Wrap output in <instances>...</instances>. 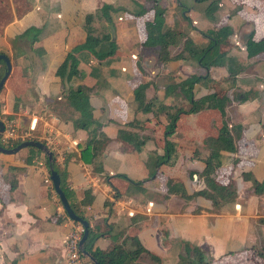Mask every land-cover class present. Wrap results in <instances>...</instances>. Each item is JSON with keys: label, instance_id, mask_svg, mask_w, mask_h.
Instances as JSON below:
<instances>
[{"label": "crops", "instance_id": "0c3cea01", "mask_svg": "<svg viewBox=\"0 0 264 264\" xmlns=\"http://www.w3.org/2000/svg\"><path fill=\"white\" fill-rule=\"evenodd\" d=\"M99 1L101 3L99 7L102 4H110L115 6L118 11L111 15V26H107L103 22L105 32L102 34L104 35L99 40L96 39L98 42L95 45L113 41L116 47L115 53L101 63H96L86 52H81L77 55V76L69 83H65L55 75V71L72 48L85 43L89 37L91 38L81 28V23L83 16L93 10L92 1L17 0L15 3V0H7L8 15L5 18L0 13V54H4L11 63L10 75L16 64L28 82L25 85L18 77L9 79L10 75L8 76L0 90V116L17 130L29 131V127L35 125L32 134L37 137L39 142H43L40 138V134L43 132L51 137L52 147L49 149L55 155L57 167L66 173V186L73 192L75 202L80 201L84 190L90 191L93 197L92 202L90 205L82 207V210L89 219L90 226L95 225L99 232L104 233L95 241L94 247L107 250L110 246L111 236L121 233L120 239L136 236L141 246L151 253L156 246L160 245L163 251H168L169 244L159 237L161 229L168 232V238L175 237L177 232V238L181 239L182 229L190 228L197 231V221L199 218L206 219V216L209 217L210 223L214 224L217 214L215 212L207 214L202 211L204 208L206 209L202 197H195L185 202L180 198L181 195H176L179 193H167L166 188L164 190L166 192L161 190L163 185L169 181L178 189L181 186L180 189L186 196L191 192H197L196 190L188 192L181 166L178 164L174 168L169 165V163L172 165L177 163L171 159V156L166 158L168 163L165 166L167 168L165 167L160 172L158 178L146 181L155 160L153 153L160 156L165 141L170 142L171 147H174V152H178V154L181 153V150H193L192 146L188 145L190 144L188 140L192 139L193 135L196 136L195 134L203 137L204 127L203 123L198 122L200 114L188 113L195 119L192 123L194 134L192 131L186 134L183 128L178 125L183 115L181 114L175 132L165 136L163 116H157L161 120L160 128H158L152 123L151 114H141L135 110L133 88L140 83L147 82L145 98L150 100L156 97L159 101L163 98L164 88L181 79H175V82L168 81L159 86L153 83L155 80L149 81L150 78L146 76V73L148 69L150 72L152 70L150 60H153V64L151 63L153 66L160 67L169 75L173 72V75H178L179 71L177 70L183 69L185 64L195 62L200 65V63L185 59L171 61L165 65L159 64L155 56L157 47L139 46V35L134 20L124 17V12L134 14L139 9L145 10L147 7L139 0ZM145 1L153 4L154 11L157 10L155 8L157 2L166 5L168 1L167 7L159 9L162 15L165 11L164 19H162L164 25L161 24L164 29L162 31L172 30L183 34L180 43L169 48L170 57L181 52L184 39L194 47L203 49L207 46L208 40L203 34V29L208 28L209 22H211L205 16V8L209 1L199 3L194 0ZM215 1L217 10L212 14V21L226 15L230 17L234 15L227 21V26L231 30L228 43L229 46H231L230 42L237 46V52L232 51V47L230 52H235L234 55L238 54V56H235L234 60L230 54L229 56L232 59L231 67L232 64L236 65L242 62H244V66L247 64L245 73L235 76V79L241 80V85L243 84L246 88L238 96L243 99L246 97L242 106L244 109L247 104H250L247 101V96L251 97V94H255L253 90H258L259 87L264 90V70L262 63L255 61L253 50L250 49V53L246 50V41L254 29V25L250 28L247 23H242L235 11L238 7L237 9H245L248 13L256 8L261 9L263 5H258L253 0H235L234 7H230L231 0ZM252 3L258 6H253ZM182 9L191 15L189 22L184 21L181 17ZM61 11H64V15H60ZM154 11L152 16L155 14ZM241 12L246 11L242 10ZM114 15L116 18L113 17ZM184 15L185 12L182 16ZM123 23L131 32L127 34L124 32ZM29 27L39 29L37 40L31 45L27 39L20 38L21 34ZM23 43L24 48L22 47ZM174 50H177L176 53ZM149 51L152 53L153 59L147 58ZM138 56H140V68L144 75H138L134 70L133 63L139 58ZM30 57H33L38 64L34 66ZM224 67L210 68L204 73L208 74L209 79L211 75H215L216 78L221 77L223 73L227 75ZM1 72H4V69L0 64V74ZM209 72H211L210 76ZM253 81L259 84L254 85ZM206 84L208 83L204 82L194 86V98H200L207 94V92L204 93ZM68 85L72 88L78 85L93 87L88 98L90 122L84 129L74 125L76 121L81 120V117L78 112L67 105L65 90ZM159 89L162 91L161 97L158 95ZM149 91L154 92L150 97L148 96ZM239 98L237 101H241ZM169 100L171 101L172 98H163V104L168 105ZM237 108L240 109V106H236V110ZM255 108H257L256 105ZM255 108L252 110L256 112L255 114H251L248 110L242 112V115L237 114L234 109V116H236L234 125L242 122L250 130H253V136H260L261 128L255 124L259 113L255 111ZM133 120L138 122L147 120L148 122L144 123L142 130L127 128L126 124ZM121 129L137 133L138 138L144 141L139 152L131 151L126 144L117 139V131ZM155 129H158L157 133L154 132ZM90 132H95L101 138L94 139L89 149L85 145V141ZM178 136L180 139L176 138ZM184 141H187L188 144ZM251 149L258 150L259 153L262 152L261 160H264V138L253 141ZM193 151L196 152L198 158L184 167H189L194 171L192 174L194 180L196 174L201 177V169L205 166L198 159L204 160L208 158V155L200 157L198 149ZM225 154L231 155L222 152L221 156H226ZM31 155L29 150L23 155H19V151L12 155L0 154V173L2 175L6 174L8 168L20 169L15 172L16 188L10 194L7 193V187L0 181V264H66L65 240L67 235L79 225L74 224L66 217L52 187L44 184L43 181L49 178V174L42 158L33 157L29 164L24 163V160ZM263 166L264 164L261 169ZM170 167L175 170H170ZM197 171L198 173H196ZM116 174L123 175L133 182L142 181L144 193H135L130 190L127 195L113 199L114 192L111 186L104 181V176ZM249 174L253 180H256L251 172ZM114 187L123 188L125 183L120 187ZM106 203L109 204V208ZM235 208L237 212L233 211L228 217L264 218V215H250L249 211L241 209L238 205H235ZM195 210L199 211L193 214L192 211ZM261 214H264V207ZM232 227L235 228L233 225L227 224L218 230H233ZM196 238L198 242L190 244V246L193 245L191 247H198L201 237L196 236ZM107 240L110 241L107 242ZM127 245L130 246L129 243ZM218 251L220 253L221 248ZM83 261L85 264H92L86 257L83 258Z\"/></svg>", "mask_w": 264, "mask_h": 264}, {"label": "trees", "instance_id": "16d2710c", "mask_svg": "<svg viewBox=\"0 0 264 264\" xmlns=\"http://www.w3.org/2000/svg\"><path fill=\"white\" fill-rule=\"evenodd\" d=\"M196 3L199 2H207L209 4L205 8V16L212 19V14L217 10V5L215 0H194ZM151 10H143L139 9L137 13H128L124 12L125 19H130L133 17V20L136 24V30L138 33V44L142 47H157L155 51V56L157 58V62L161 65H165L168 62L175 60H195L203 65V60L206 59V56L210 54V52L215 51L222 39L224 37H228L231 34L230 28L227 26V21H219L222 22L218 27L220 29L206 31L203 32L204 36L208 40V44L205 48L194 47L188 40L183 41L182 50L174 57L169 56V48L174 47L180 43L183 38V34L180 32L165 30L162 31V12L159 10L154 11L153 4H151ZM29 8V7H28ZM238 8V7H237ZM237 10L239 14L241 10ZM117 8L110 4H102L99 9H97V14H99V18L102 22H105L107 26H111V15L117 12ZM155 12L154 16H152V12ZM235 13V14H237ZM240 17L244 21H250L254 25V29L252 30L249 38L246 41V50L249 53L252 51L253 55L257 52H264V13L263 12H250L244 13L242 12ZM227 19L230 18L229 15L224 16ZM153 18V19H151ZM93 13H87L82 18L81 28L87 33L89 37L88 40L72 48L65 56L62 63L59 64L55 71V75L59 77L61 82L69 83L71 79L77 76V64L78 58L77 55L81 52H86L88 55L92 57V59L96 63H101L103 60L112 57L115 53V45L113 41H107L106 43H99L98 40L104 34L100 36L95 35L93 29ZM159 28V29H157ZM161 29V30H160ZM39 34V29L35 27L27 28L20 36L22 39H27L29 44H33L37 40V36ZM93 37V38H92ZM95 38V39H94ZM98 39V40H96ZM218 53V52H216ZM225 56L224 51L220 50L217 56H215L214 60L208 63L211 67H220L224 66L225 62H223V57ZM133 63L135 73L138 75H144L143 71L140 68V56ZM216 59V60H215ZM1 66L4 69V64L0 62ZM203 68L207 71L209 69L208 66L203 65ZM228 72V71H227ZM0 74V78L2 76ZM228 72V74H230ZM18 77L23 81L26 85L28 80L22 76L20 69L15 64L14 70L10 75V78ZM209 81L208 74L204 75H189L180 81H177L173 84H170L164 88L163 98L171 97L172 100L170 104L165 105L162 102L158 101L156 97H153L150 100L145 98V90L148 87L147 82L140 83L133 88V102L135 104V110L141 114H151L152 117H157L161 115L164 117L165 123L163 125V133L165 136H169L175 132L178 118L181 114L191 113V114H201L204 112H215L217 114V118L213 119V125L216 128L214 134H206L202 137L201 143L203 147L207 150L208 158L204 159L205 166L201 172V178L203 181V189L197 192H191L190 194H186L180 189H178L176 185H171L169 181L166 182L165 188L168 193H179L181 192V197L185 200H191L195 197H202L208 199H215V197L223 198L224 195H229V191L227 188V184L224 182H220L218 180L219 169L221 167V153L225 152L228 154H233L235 152V142L242 136L243 130L240 125H232L229 126L227 122V118L225 115V106L227 103V98L225 94L222 92H212L207 95H204L200 98H194L193 89L197 84H202L204 82ZM93 87L89 88L84 85H78L74 88L71 86H67L65 90V100L67 105L72 108L74 111L79 113L81 120L76 121L74 123L75 127H79L84 129L88 126L90 122V108L88 104L89 94L92 92ZM182 96L186 105H188V111H184L185 104L180 101H176L177 97ZM1 120V116H0ZM84 121V122H83ZM148 122L147 120L143 122H138L133 120L130 123H127V128L129 129H144V123ZM101 138L99 135L97 136L95 132H90L85 141V145L90 149L91 144L94 139ZM117 139L122 143L126 144L131 151L139 152L144 145V141L139 139L137 133L131 132L130 130L121 129L117 131ZM169 142L165 141V145L162 150V154L159 156L156 153H153L155 156V160L153 162L152 169L148 175L146 181L153 178V180L158 178V175L165 167V164L168 162L166 158L168 156L172 157L174 153V147H171ZM19 143H15L10 147H5L6 149H12ZM31 152V157H27L24 160L25 164H29L33 157H41L47 173L49 174V164L46 161V158L36 149L29 148ZM172 151V153H171ZM178 154V153H177ZM180 156V155H178ZM183 158L182 165H184L185 161H194L198 157H196V152L193 150H183V154L181 156ZM90 158V151H89ZM53 163L51 168L56 172L59 177V187L63 192L66 201L73 212L81 220L87 222V234L83 243V251L87 253L97 264H142L139 263L138 260L142 256H146L150 261H158L157 258L149 251L144 249L139 243L136 236L124 237L120 239L121 233H116L111 236L110 246L107 250H100L94 247L95 241L104 235V233L99 232L95 225L90 226L89 219L84 215L82 207L90 205L92 202V195L89 190H84L81 194V199L79 202H75L74 194L71 192L65 182L66 173L64 170H60L55 163V155L52 153ZM211 159L214 163L211 166H208L207 161ZM170 164V163H169ZM181 165V167H182ZM96 169V168H95ZM20 169L17 168H8L5 175L0 173V181L7 187V193H11L16 188L15 181V172H18ZM171 170V169H170ZM264 172V166L262 168ZM217 172V173H216ZM123 178L125 180V187L123 188H115L111 182V178ZM251 177V175H250ZM104 181L109 184L113 190V199H117L121 196L127 195V193L132 190L135 193H144V189L142 188L143 182H133L127 179L123 175H113V176H104ZM253 184L251 185L252 191L255 194L263 193L264 190V178L260 181V183H256L253 180ZM164 183L163 181L161 182ZM173 190V191H172ZM223 200V199H221ZM215 202V200H214ZM106 206L109 208V204L106 203ZM260 222H264V219H261ZM76 225H79L77 222H73ZM126 238L128 239L126 241ZM129 243L130 246L127 245ZM192 251L193 257L196 261V264H206L204 258L202 256L201 251L192 247L190 249Z\"/></svg>", "mask_w": 264, "mask_h": 264}, {"label": "rangeland", "instance_id": "374dc122", "mask_svg": "<svg viewBox=\"0 0 264 264\" xmlns=\"http://www.w3.org/2000/svg\"><path fill=\"white\" fill-rule=\"evenodd\" d=\"M17 0H15L16 3ZM93 4V10L91 13L94 15L93 19V29L95 32V35L100 36L102 33L105 32V27L103 25V22L99 18V14H97V8L101 4L99 0H91ZM141 1L146 8V10H151V2L145 1V0H139ZM232 2H229L230 7H234L233 2L235 0H231ZM255 3L258 5H263L261 9L256 8L253 9L251 12L257 13L258 12H263L264 13V0H253ZM260 1V2H259ZM45 2V1H44ZM168 1L165 5V3H159L157 2L155 8L159 10L160 8H165L168 5ZM149 5V6H148ZM253 6H258L254 3H252ZM17 7V6H16ZM166 10V9H165ZM224 11L225 9H221ZM240 10V9H238ZM244 10L247 13V10L241 9V11ZM18 11V7H17ZM185 15L182 16V14ZM237 13V10L235 11ZM242 12L239 14L241 15ZM250 13V12H248ZM165 14V11H164ZM164 14L162 15V19H164ZM239 14L237 13L236 16L238 17ZM60 15H64V11L60 12ZM181 17H183L184 21H188L191 17L190 14H188L185 9H182L180 11ZM119 16V15H118ZM117 16V17H118ZM186 16V17H185ZM234 15H232L230 18H232ZM116 18V15L113 16ZM224 18V17H223ZM229 18V20H230ZM242 23H247L249 27L253 26L252 22L249 21H244L242 17H238ZM131 20H133V17H130ZM162 24L164 25V20H162ZM219 21H228L227 17L225 19H217L216 21L209 22L208 28L203 29L204 32L206 31H214L218 28L222 22ZM189 22V21H188ZM122 23V22H120ZM82 27V26H81ZM122 27L124 29V32L127 34L128 32H131L130 29H128L127 25L125 23L122 24ZM205 28V27H203ZM161 30V29H160ZM164 30V29H162ZM208 43V42H207ZM231 46H229L228 43V37H224L222 39V42L218 46V48L215 51L210 52L209 55L206 56V59L203 60V65H206L210 68H214L215 66H210L208 63L214 60L215 56L218 55L219 51L223 50L225 53V56L223 57V62H225V69L226 72H230V74L225 75L224 73L222 74L223 76H218L216 78L215 75H211V72H209V76L211 77L209 79V82H206V91L207 94L212 93V92H222L225 94V97L227 98V103L225 106V112H226V118L229 126L234 125V111L237 114L242 115V112L244 111H250L251 114H255L256 112H253L252 110L255 108V105L257 108H255V111H258L259 116L256 117L257 126H259L260 129V136H253V130H250L246 125H244L242 122L237 123L236 125H240L243 134L242 136L238 139V141L235 142V152L231 155L222 156L221 160V167L219 169L218 175V180L222 183L224 182L227 184V188L229 191V195H224L223 198L220 197H215V202L212 199L204 198L202 201L204 202V205L206 209L204 208L202 211H204L207 214H212L215 212L217 214V217L214 219L215 223L212 224L210 223L209 217L206 216V219L199 218V220L196 223L197 226V231L195 229H190V228H184L181 231V236L182 238L185 239H178L177 238V232L174 235L175 237L173 238H168V232L166 230L161 229L159 232V237L161 240H163L165 243H168L170 246V249L168 251H163L160 246H156L155 250L152 252V254L157 258L158 261H150L146 256H142L138 262L142 264H196V261L193 257L192 251L190 250L193 246L190 244L194 242H198L196 236L201 237L200 243L198 244V248L202 256L204 258V261L206 264H264V222H260L261 219L264 218H246L243 219L242 217L239 218H233V217H228L233 211L235 213L237 212V209L235 205H238L241 209H246L247 211L250 212V215L257 216V215H264L261 214L262 208L264 207V190L263 193L260 194H255L252 191L251 185L253 184L252 178L250 177L249 172L253 174V176L256 178V183H260V179L264 177V173L262 172V164H264V160H261L263 153L258 150L251 149L252 147V142L256 141L257 139L264 138V90L262 87H259L258 90H253V93L251 94V97L249 95L247 96L248 99L247 101L250 102V104H247L246 107L243 109V102L246 99V97L239 98L238 96L242 93V91H245V86L242 84L241 85V80L235 79L237 75H240L241 73H245V69L247 67L244 66V62L240 64H232L231 67V60L236 58L234 55L235 52H230L231 47L232 51H238L237 46H234L235 44L233 42H230ZM22 47L24 48V43L22 44ZM237 49H236V48ZM131 49V48H130ZM175 53L177 50H174ZM218 52V53H216ZM229 54L231 55L232 59L230 58ZM149 55V56H148ZM147 55V58L150 59L152 57V53L149 51ZM234 55V56H232ZM255 61L261 62L264 70V52H257L254 55ZM31 63L35 66L37 65V61L33 59V57H30ZM33 59V60H32ZM216 60V59H215ZM35 61V62H34ZM203 65H198L195 64V62L188 63V65H184L183 69H179L178 75H173L169 73L164 72L160 67L157 68L155 66H151L152 68L151 71L154 70L153 73L150 72L148 69L146 76H148L150 79L149 81H154V84L156 85H163L166 84L168 81H174L175 79L180 80L182 78H185L189 75H204L206 72L205 69H203ZM202 69V71H201ZM251 70V69H250ZM176 71V72H177ZM133 75H136L133 73ZM213 76V77H212ZM263 78V77H261ZM175 82V81H174ZM254 82V81H253ZM252 82V83H253ZM172 83V82H171ZM173 84V83H172ZM254 85H258V82H254ZM164 92V90H163ZM154 94L153 91L148 92V96H152ZM162 91L159 89L158 95L161 97ZM206 94V95H207ZM240 99L241 101H237V99ZM160 102L163 103V98L159 100ZM176 101L183 102L185 104L184 106V111L187 112L188 110V105L184 102L182 96L177 97ZM251 101H253L251 103ZM170 100L168 103L170 104ZM255 102V103H254ZM236 106H240V109L237 108ZM242 107V108H241ZM235 109V110H234ZM234 110V111H233ZM260 113L262 114L260 116ZM208 116V117H207ZM152 117V116H151ZM162 118V117H161ZM207 118V119H206ZM217 118V114L215 112H204L201 113L198 122L203 123L204 127V135L206 134H214L216 131L215 126L213 125V119ZM155 125V127L160 128V119L158 117H152L151 119ZM194 118L188 115V113H184L181 116V119L178 122V125L183 128L186 134H189L191 131L194 134L193 126L192 123L194 122ZM152 128V127H151ZM150 128V129H151ZM158 129H155V133H157ZM181 134V133H180ZM191 134V135H193ZM196 136L193 135L192 139L187 141H184V143L192 146L193 150L198 149L200 151V157L208 155L207 150L205 147H203L201 140L202 137L199 134H195ZM203 135V136H204ZM260 137V138H259ZM177 139L180 137H176ZM183 141V140H182ZM170 144V142L168 143ZM258 149V147H257ZM30 150L29 148H23L19 150V155H23L26 151ZM172 153V151H171ZM178 152H174L171 159L173 161H177L176 164L171 165L172 167L175 168L179 164L181 166L183 158L181 157L183 154V150H181V153L177 154ZM180 155V156H178ZM259 155V157H258ZM196 160V159H195ZM198 161H202L203 166L205 162L202 160V158L198 159ZM192 161L190 160L189 162L184 163L182 165L181 170L183 169V177L186 180L187 183V188L188 192H191L193 190H201L203 189V181L202 178L199 177L198 171L194 174H196L195 179H192V174L193 170H190V168H185L184 166H187L188 163H191ZM208 166L213 165L214 163L212 162L211 159L207 161ZM166 167V166H164ZM167 168V167H166ZM174 168H171V170H175ZM203 169H201L202 171ZM217 173V172H216ZM111 182L114 186L120 187L123 183H125V180L123 178H111ZM174 182V181H173ZM175 184V183H172ZM165 185L161 189L163 192L165 190ZM159 190V189H158ZM173 191V190H172ZM168 193V192H167ZM172 194V193H171ZM181 194V192H180ZM176 194V195H180ZM159 195V194H158ZM180 197V196H179ZM182 198V197H180ZM183 201H189L185 200L182 198ZM223 199V200H221ZM200 201V200H199ZM183 210H186L183 208ZM199 210L192 211L193 214L194 212H197ZM234 213V214H235ZM240 216V215H237ZM233 225L235 228L233 230L230 229H225V230H218L223 225ZM220 226V227H219ZM132 231V230H131ZM131 233V232H130ZM110 240H107L109 242ZM206 241H208L206 243ZM195 247V246H194ZM221 248V251L219 253V249ZM85 264V262H84Z\"/></svg>", "mask_w": 264, "mask_h": 264}, {"label": "water", "instance_id": "95a60500", "mask_svg": "<svg viewBox=\"0 0 264 264\" xmlns=\"http://www.w3.org/2000/svg\"><path fill=\"white\" fill-rule=\"evenodd\" d=\"M150 59H153V58L151 57ZM154 59L156 61L155 57H154ZM0 61L4 64V72L0 78V90H1L3 84L5 83L8 76L10 75L11 63H10L9 59L4 54H0ZM152 61L153 60H150L151 66L153 64ZM153 72H154V70L151 71V73H153ZM2 132H3V124L0 121V134ZM23 148L36 149L46 158V161L49 164V180L51 182V186H52L54 194L57 196L58 201H59L66 217L73 222L79 223V225L81 226V228L83 230L81 238H80L79 243H78V248H79L80 254L83 257H86L92 264H97L93 260V258H91L87 253H85L83 251L82 247H83L84 240L86 238L88 224L86 221L81 220L76 215H74L73 212L71 211V209H70V207L66 201V198H65L63 192L61 191V189L59 187V177L56 174V172L51 168V165L53 163L52 152L43 143H41L39 141H25V142L19 143L18 145H16L12 149H6V148H3L0 146V154L12 155V154L17 153L19 150H21Z\"/></svg>", "mask_w": 264, "mask_h": 264}, {"label": "built area", "instance_id": "2783aa9c", "mask_svg": "<svg viewBox=\"0 0 264 264\" xmlns=\"http://www.w3.org/2000/svg\"><path fill=\"white\" fill-rule=\"evenodd\" d=\"M1 123L3 124V132L0 134V146L10 147L15 143H22L25 141H37V137L33 136L32 132L35 130V125L29 127V131L17 130L10 122L1 117ZM36 138V139H35ZM40 138L48 149L52 147L51 137L47 136L46 132L40 134ZM49 149V150H50ZM51 151V150H50ZM82 167V166H81ZM44 184L51 186L49 178L44 179ZM81 226L75 227L66 237L65 250H66V264H84L83 256L80 254L78 243L82 235Z\"/></svg>", "mask_w": 264, "mask_h": 264}, {"label": "flooded vegetation", "instance_id": "af4514ba", "mask_svg": "<svg viewBox=\"0 0 264 264\" xmlns=\"http://www.w3.org/2000/svg\"><path fill=\"white\" fill-rule=\"evenodd\" d=\"M8 11L7 0H0V13L3 14L2 16L6 18Z\"/></svg>", "mask_w": 264, "mask_h": 264}]
</instances>
